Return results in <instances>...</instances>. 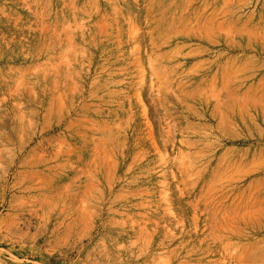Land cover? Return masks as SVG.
Segmentation results:
<instances>
[{"label": "rangeland", "instance_id": "374dc122", "mask_svg": "<svg viewBox=\"0 0 264 264\" xmlns=\"http://www.w3.org/2000/svg\"><path fill=\"white\" fill-rule=\"evenodd\" d=\"M0 264H264V0H0Z\"/></svg>", "mask_w": 264, "mask_h": 264}]
</instances>
